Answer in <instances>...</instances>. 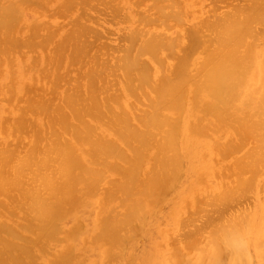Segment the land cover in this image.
Instances as JSON below:
<instances>
[{
    "label": "bare ground",
    "instance_id": "obj_1",
    "mask_svg": "<svg viewBox=\"0 0 264 264\" xmlns=\"http://www.w3.org/2000/svg\"><path fill=\"white\" fill-rule=\"evenodd\" d=\"M132 254L264 264V0H0V264Z\"/></svg>",
    "mask_w": 264,
    "mask_h": 264
},
{
    "label": "rangeland",
    "instance_id": "obj_2",
    "mask_svg": "<svg viewBox=\"0 0 264 264\" xmlns=\"http://www.w3.org/2000/svg\"><path fill=\"white\" fill-rule=\"evenodd\" d=\"M106 23V22H105ZM108 24V23H107ZM114 28V26H112ZM117 38V35L114 34V33H111L109 35V39L113 42L115 39ZM192 177H196L195 174L192 175ZM208 183V179L207 178H204V179H196V183L195 184H198V185H206ZM174 207H175V202L174 201H165V202H162L159 204V208H161V214H172L174 212ZM154 213H158L156 211H154ZM144 237H145V234H142L138 237V242H137V245L138 247H141L143 245V242H144ZM130 258L129 260V263L128 264H138V262H136V255L135 254H132L131 256L129 255L128 258H127V261L125 264H127L128 262V259Z\"/></svg>",
    "mask_w": 264,
    "mask_h": 264
}]
</instances>
